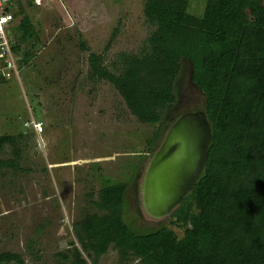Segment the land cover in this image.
Listing matches in <instances>:
<instances>
[{
  "label": "trees",
  "instance_id": "trees-1",
  "mask_svg": "<svg viewBox=\"0 0 264 264\" xmlns=\"http://www.w3.org/2000/svg\"><path fill=\"white\" fill-rule=\"evenodd\" d=\"M190 3L143 0L149 33L140 48L105 64L109 40L102 53H90L87 78L112 85L139 123L157 128L148 140L153 146L179 102L187 61L213 129L203 173L172 214V227L143 234L125 222L128 182L107 183L91 202L95 211L73 226L86 258L72 242L58 254L62 264H99L109 248L117 264H264V0H206L201 15ZM16 8L13 52L23 67L42 44L22 2ZM22 138L0 137V152L16 150L14 140L19 146ZM12 164L0 160V171ZM173 226L183 230L181 238ZM0 264L26 263L2 252Z\"/></svg>",
  "mask_w": 264,
  "mask_h": 264
},
{
  "label": "rangeland",
  "instance_id": "rangeland-1",
  "mask_svg": "<svg viewBox=\"0 0 264 264\" xmlns=\"http://www.w3.org/2000/svg\"><path fill=\"white\" fill-rule=\"evenodd\" d=\"M39 1L19 2L42 45L25 66L18 57V78L0 87V137L23 135L19 146L14 140L16 150L0 152V160L13 162L0 171V253L20 254L26 264H62L58 254L72 242L86 258L73 226L95 211L91 202L107 183L128 182L124 215L132 230L143 234L172 227V215L147 216L141 187L168 128L181 114L203 110L204 97L185 61L177 82L179 102L161 127L159 141L148 145L157 128L139 123L112 85H95L87 78L90 53H102L109 40L105 64L140 48L149 33L143 0ZM205 2L191 0L190 11L201 15ZM115 29L118 35L111 41ZM15 34L11 28L10 37ZM31 120L43 124L41 133L25 126ZM172 229L183 236L181 228ZM117 261L109 248L99 264Z\"/></svg>",
  "mask_w": 264,
  "mask_h": 264
},
{
  "label": "water",
  "instance_id": "water-1",
  "mask_svg": "<svg viewBox=\"0 0 264 264\" xmlns=\"http://www.w3.org/2000/svg\"><path fill=\"white\" fill-rule=\"evenodd\" d=\"M213 129L206 113L181 114L150 157L141 187L148 217L159 220L176 212L205 168Z\"/></svg>",
  "mask_w": 264,
  "mask_h": 264
},
{
  "label": "built area",
  "instance_id": "built-area-1",
  "mask_svg": "<svg viewBox=\"0 0 264 264\" xmlns=\"http://www.w3.org/2000/svg\"><path fill=\"white\" fill-rule=\"evenodd\" d=\"M18 0H0V85L4 79H10L17 75L16 56L13 52L15 41L9 32L13 24V13L9 7ZM25 126L32 127L36 133H41V122L27 121Z\"/></svg>",
  "mask_w": 264,
  "mask_h": 264
},
{
  "label": "crops",
  "instance_id": "crops-1",
  "mask_svg": "<svg viewBox=\"0 0 264 264\" xmlns=\"http://www.w3.org/2000/svg\"><path fill=\"white\" fill-rule=\"evenodd\" d=\"M20 0H18V2H19ZM34 2H35V4H41V2L39 1V0H33ZM16 3H17V1L16 2H14L12 5H11V8H12V13H13V17H14V12L16 11ZM16 20H15V18H14V20H13V24H12V29L14 30V33H16V28H17V24L18 23H16L15 22ZM14 41H15V39H14ZM19 57V59L22 57V56H16V58H15V60H17V58ZM15 78L17 77L18 78V74L17 75H13ZM13 77V78H14ZM1 86H3V85H0V87Z\"/></svg>",
  "mask_w": 264,
  "mask_h": 264
}]
</instances>
